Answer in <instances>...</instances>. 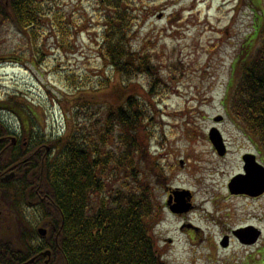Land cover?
<instances>
[{"label":"rangeland","instance_id":"obj_1","mask_svg":"<svg viewBox=\"0 0 264 264\" xmlns=\"http://www.w3.org/2000/svg\"><path fill=\"white\" fill-rule=\"evenodd\" d=\"M137 1L147 9L141 13L143 21L133 45L153 55L158 88L151 90L145 73L126 79L104 65L97 43L102 13L94 0H51L70 22L72 48H60L51 32L43 34L35 55L26 36L9 27L2 35L0 97L19 92L17 101L35 106L41 131L57 136L66 130L67 113L81 99L78 96L92 100V111L103 116L127 93L137 94L148 120L139 134L137 171L152 183L162 204L170 188L192 191L190 211L176 214L164 208L157 215L154 234L165 260L169 264H264V236L250 246L235 240L223 247L220 242L223 232L250 222L264 230V196H233L228 189L246 150L255 151L263 163L264 155L256 149L257 138L232 117L226 103L238 55L249 37L256 38L257 23L262 22L264 0ZM68 72L87 75L92 84L76 92L65 79ZM107 78L106 85L100 83ZM218 115L222 116L219 122ZM212 126L227 141L225 158L209 139ZM110 145L120 151L117 140Z\"/></svg>","mask_w":264,"mask_h":264},{"label":"trees","instance_id":"obj_2","mask_svg":"<svg viewBox=\"0 0 264 264\" xmlns=\"http://www.w3.org/2000/svg\"><path fill=\"white\" fill-rule=\"evenodd\" d=\"M94 1L102 13L97 43L104 65L126 79L145 73L151 90L158 88L153 55L133 45L147 8L137 0ZM261 15L256 38L249 37L238 55L226 103L232 117L257 138L264 155ZM9 27L26 36L35 55L43 34L51 32L60 48L73 46L70 22L51 0H0V53L2 35ZM65 79L79 93L92 84L82 74L68 72ZM108 80L100 83L106 85ZM11 95L0 97V137L16 134L17 138L15 143L0 140V170L17 171L9 180H0V207L13 214V227L0 220V257L10 258L5 264H21L34 256L35 261L27 264H45L47 255L41 252L46 249H51L49 264H169L154 234L165 204L135 165L139 134L148 121L139 96L127 93L118 105L97 116L93 101L77 95L81 99L67 113L65 132L56 136L41 131L35 106H25ZM24 98L32 102L28 95ZM111 140L119 142V152ZM5 225L14 229L12 236L4 233ZM40 225L47 227L46 234L40 233Z\"/></svg>","mask_w":264,"mask_h":264},{"label":"water","instance_id":"obj_3","mask_svg":"<svg viewBox=\"0 0 264 264\" xmlns=\"http://www.w3.org/2000/svg\"><path fill=\"white\" fill-rule=\"evenodd\" d=\"M159 16H162L160 14ZM222 116L215 117L216 120H220ZM210 139L214 143L220 154L225 153L224 142L222 139V135L219 129L216 126H213L210 130ZM245 172L236 174L229 183V188L234 193H246L250 195H259L264 192V165L259 163L256 159V155L253 153H246L244 156ZM14 174L8 175L7 178L12 177ZM175 196V203H172L173 194L170 195L168 199V204H170V208L174 212H184L188 211L192 207L191 192L187 189H179L176 188L172 191ZM39 231L41 234H45L47 232L45 227H40ZM234 233L239 237V239L243 243L252 244L255 243L260 234L261 230L253 225H247L244 227H240L234 230ZM222 245H228V237L226 236L222 240ZM42 255H47L48 258L45 260V264H49L51 257V250L47 249L41 252ZM37 256L25 261L21 264H27L34 262Z\"/></svg>","mask_w":264,"mask_h":264},{"label":"flooded vegetation","instance_id":"obj_4","mask_svg":"<svg viewBox=\"0 0 264 264\" xmlns=\"http://www.w3.org/2000/svg\"><path fill=\"white\" fill-rule=\"evenodd\" d=\"M4 139H6V140H12V143H15L16 142V134H10V135H6V136H2V137H0V140H4ZM254 148V147H253ZM252 148V149H253ZM255 149V148H254ZM227 152H229V147H228V151ZM245 152H255V151H253V150H246ZM245 152L242 154V156H241V161H242V166H241V168L239 169V170H237V172H235L234 174H237V173H240V172H243L244 171V161H243V155L245 154ZM227 154V153H226ZM226 154L223 156L224 158L226 157ZM257 159H259V157H258V154H257ZM11 171H16V169H14V167H9V168H7L6 170H0V180H9L8 178H7V174L9 173V172H11ZM16 173H17V171H16ZM231 179V178H230ZM230 179H229V181H230ZM228 181V182H229ZM233 196H241V197H246V198H251V199H257V198H260V197H262V196H264V193H262V194H260V195H258V196H252V195H249V194H245V193H240V194H233V193H231ZM1 204H3V201H1L0 202V205ZM194 206V205H193ZM8 210H6V209H2L1 207H0V220L2 221V223L3 224H10L11 226H12V224H13V222H12V220H13V214H12V212L10 213V214H8V212H7ZM5 218H6V220H5ZM247 224H253V225H256V224H254L253 222H250V223H247ZM7 225H5L3 228L5 229L4 230V233H8L10 236H12V234H13V231H14V229L12 228V227H10V226H7ZM244 225V224H243ZM246 225V224H245ZM187 226L188 227H190V228H192L193 227V225L192 224H187ZM196 229H198L197 227H196ZM263 230V229H262ZM264 231V230H263ZM7 234V235H8ZM223 236H226V235H228L229 236V242L231 243V242H233V241H238V239H237V237L235 236V235H233L232 234V229L228 232V231H225V232H223V234H222ZM3 236V240H5V236L6 235H2ZM13 241V240H12ZM12 241H10L11 243H13ZM239 242V241H238ZM240 243V242H239ZM240 244H242V243H240ZM242 245H245V244H242ZM9 260H10V258H5V257H0V264H5V263H7V262H9ZM210 264H215V263H210ZM217 264V263H216Z\"/></svg>","mask_w":264,"mask_h":264}]
</instances>
